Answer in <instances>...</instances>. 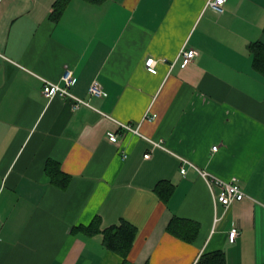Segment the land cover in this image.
I'll use <instances>...</instances> for the list:
<instances>
[{"label":"crops","instance_id":"obj_1","mask_svg":"<svg viewBox=\"0 0 264 264\" xmlns=\"http://www.w3.org/2000/svg\"><path fill=\"white\" fill-rule=\"evenodd\" d=\"M207 2L0 0V264H198L218 250L264 264V76L248 50L264 44V0H226L221 14ZM67 69L89 106L43 94ZM199 171L236 179L245 197L214 205ZM95 217L135 228L125 259L83 230ZM173 217L199 225L193 242L168 232Z\"/></svg>","mask_w":264,"mask_h":264},{"label":"trees","instance_id":"obj_2","mask_svg":"<svg viewBox=\"0 0 264 264\" xmlns=\"http://www.w3.org/2000/svg\"><path fill=\"white\" fill-rule=\"evenodd\" d=\"M90 1L95 2V0ZM248 50L253 55L254 69L264 76V44L254 42L248 46ZM46 173L50 182L57 188L65 189L69 184L70 177L60 170L57 163L48 162ZM172 190V186L166 182H160L156 186L158 196L164 201L169 198ZM100 224V218L95 217L83 230L89 235L102 233L104 246L125 259L136 235L135 228L127 222H122L119 226H112L101 230ZM198 229L199 225L196 222L178 217H173L167 226L169 233L189 243L194 241ZM198 264H226L225 255L220 250L207 252L200 256Z\"/></svg>","mask_w":264,"mask_h":264},{"label":"built area","instance_id":"obj_3","mask_svg":"<svg viewBox=\"0 0 264 264\" xmlns=\"http://www.w3.org/2000/svg\"><path fill=\"white\" fill-rule=\"evenodd\" d=\"M226 0H208L207 6L216 11L217 13L221 14L224 12V4ZM197 51L194 49L189 50H183L180 53V58L182 61V66H186L189 63L192 62V60L196 57ZM0 58L5 59L3 55L0 54ZM156 62L151 57L146 59L145 66L146 70L151 74H156ZM61 80L63 82V85H59L57 83H50L48 81H44L42 92L46 97H52V96H59L62 98H68L73 102V108L77 109L81 105L89 106L88 103L83 101L81 98L75 96L71 91L70 88L74 84V77L73 72L69 69L65 70ZM88 93L95 97H105L106 93L101 88L100 84L97 81H93L88 89ZM156 118V115L153 113H146L144 115L143 120L146 121H153ZM120 126L128 132L134 133L138 136H141L138 132V129H132V127L129 124H120ZM107 139L111 143H117V135L113 132H107ZM155 146H159L158 143H155L153 141H150ZM212 150H216V147H213ZM125 157V155H124ZM184 163H187V161H183ZM181 173H185V168H181ZM201 177L206 181L211 193L214 205H221L223 208L230 207L234 202L241 201L245 194L241 190V188L238 185V182L236 179H231L229 181H223L219 180L212 175L208 174L207 172L199 171ZM216 189V190H215ZM238 232L236 229H232L229 234V241L234 242V239L237 237Z\"/></svg>","mask_w":264,"mask_h":264},{"label":"bare ground","instance_id":"obj_4","mask_svg":"<svg viewBox=\"0 0 264 264\" xmlns=\"http://www.w3.org/2000/svg\"><path fill=\"white\" fill-rule=\"evenodd\" d=\"M82 106V105H81Z\"/></svg>","mask_w":264,"mask_h":264}]
</instances>
